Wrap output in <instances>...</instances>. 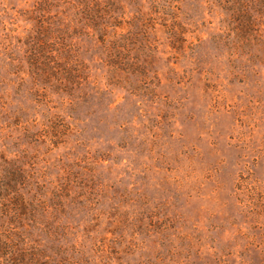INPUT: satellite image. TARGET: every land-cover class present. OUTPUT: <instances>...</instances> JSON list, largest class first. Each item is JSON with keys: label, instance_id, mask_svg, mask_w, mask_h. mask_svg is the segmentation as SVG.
<instances>
[{"label": "rangeland", "instance_id": "1", "mask_svg": "<svg viewBox=\"0 0 264 264\" xmlns=\"http://www.w3.org/2000/svg\"><path fill=\"white\" fill-rule=\"evenodd\" d=\"M42 1L0 0V264H264V0Z\"/></svg>", "mask_w": 264, "mask_h": 264}, {"label": "trees", "instance_id": "2", "mask_svg": "<svg viewBox=\"0 0 264 264\" xmlns=\"http://www.w3.org/2000/svg\"><path fill=\"white\" fill-rule=\"evenodd\" d=\"M63 5V9L60 11L63 16H71L73 21L82 22L93 30H99V27L103 24V19L111 11H115L117 4L115 0H58ZM59 4H54V0L42 1V12L50 13V9L53 7L58 8ZM59 11L55 12V16ZM43 16V15H42ZM112 16L111 14L109 15ZM113 17V16H112ZM61 19V17H58ZM116 19V17H113ZM4 175L0 178V253L4 255L11 253V248L14 244L12 240V234L9 224L13 220L19 222L24 220L26 215H30L31 219L35 217L36 208L41 204L38 201L36 195L32 194L30 190L25 189L26 185H29L27 178L16 170H11L10 166L5 168ZM19 185H22L19 187ZM6 200V203H5ZM43 207V206H42ZM40 207V208H42ZM44 211V207L40 212ZM15 222V221H14ZM18 238L23 236L21 231ZM17 234V233H15Z\"/></svg>", "mask_w": 264, "mask_h": 264}]
</instances>
